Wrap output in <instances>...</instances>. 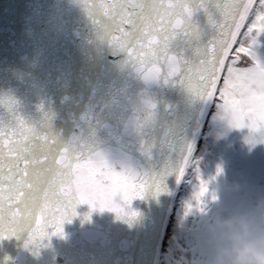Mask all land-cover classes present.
Here are the masks:
<instances>
[{
	"label": "water",
	"instance_id": "95a60500",
	"mask_svg": "<svg viewBox=\"0 0 264 264\" xmlns=\"http://www.w3.org/2000/svg\"><path fill=\"white\" fill-rule=\"evenodd\" d=\"M252 1L0 0V264L158 263Z\"/></svg>",
	"mask_w": 264,
	"mask_h": 264
},
{
	"label": "flooded vegetation",
	"instance_id": "af4514ba",
	"mask_svg": "<svg viewBox=\"0 0 264 264\" xmlns=\"http://www.w3.org/2000/svg\"><path fill=\"white\" fill-rule=\"evenodd\" d=\"M232 44L174 201L186 222L157 264H264V0Z\"/></svg>",
	"mask_w": 264,
	"mask_h": 264
},
{
	"label": "rangeland",
	"instance_id": "374dc122",
	"mask_svg": "<svg viewBox=\"0 0 264 264\" xmlns=\"http://www.w3.org/2000/svg\"><path fill=\"white\" fill-rule=\"evenodd\" d=\"M197 132H198V128L196 130L195 137H194L196 139V141H197V138H196ZM185 197H186V195L183 196L182 198H185ZM176 205L177 204H174V208L172 209L173 214H174V209L176 208ZM187 207H188V203L187 202L185 203L184 202V199H181L180 200V207H179V209L176 210L175 215H174V218H173V214H172L171 219L173 218V222L171 221L172 223H170V225H169V232L166 233L167 234V237H166L167 240H166L165 243H168L169 244L171 242V239L175 235H177V233L179 232L180 228L182 227V224L181 223H183V222L185 223L186 222V218H185V215L184 214L187 213L186 212L187 211ZM171 229H172V231H171ZM165 243L162 245V248L165 246ZM175 244L179 246V243H174L173 242L172 243V245H173L172 247H174ZM178 246H176L177 249L180 248ZM195 257H202V255L196 253L195 254Z\"/></svg>",
	"mask_w": 264,
	"mask_h": 264
},
{
	"label": "bare ground",
	"instance_id": "6f19581e",
	"mask_svg": "<svg viewBox=\"0 0 264 264\" xmlns=\"http://www.w3.org/2000/svg\"><path fill=\"white\" fill-rule=\"evenodd\" d=\"M201 118L203 117V115L202 116H200ZM168 221V220H167ZM168 227H169V225H168V222L166 223V225H165V231H167L168 230ZM164 230V229H163ZM165 233V232H164ZM164 236H165V234H164ZM161 245V244H160ZM163 245V244H162Z\"/></svg>",
	"mask_w": 264,
	"mask_h": 264
}]
</instances>
